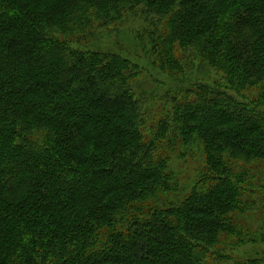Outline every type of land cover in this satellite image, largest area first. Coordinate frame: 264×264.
Returning a JSON list of instances; mask_svg holds the SVG:
<instances>
[{"label":"trees","instance_id":"1","mask_svg":"<svg viewBox=\"0 0 264 264\" xmlns=\"http://www.w3.org/2000/svg\"><path fill=\"white\" fill-rule=\"evenodd\" d=\"M129 14L153 66L215 79L134 87L89 43ZM262 161L264 0H0V264H259L226 245L251 240L235 212Z\"/></svg>","mask_w":264,"mask_h":264},{"label":"rangeland","instance_id":"2","mask_svg":"<svg viewBox=\"0 0 264 264\" xmlns=\"http://www.w3.org/2000/svg\"><path fill=\"white\" fill-rule=\"evenodd\" d=\"M144 18L129 14L128 17L117 26V30L112 31L98 30L96 37L89 41L92 48L99 50L118 51V53L128 57L139 67V74L135 78L134 87L147 94L154 93L156 96L164 95L168 90H174L175 86L181 85L186 81L194 79H205L212 81L215 75L208 68H198L189 73L183 79H176L168 73H164L148 60L145 51L149 44L143 39V43L138 41L135 36V30L144 25ZM188 151L183 155H175L171 158V167L176 171L181 188L187 189L195 178L200 174V168L204 161L202 149L199 145H188ZM181 148L180 144L177 149ZM256 170V181L254 183L255 193L248 194L249 198L257 199L247 204L248 208L235 212L236 220L249 232L250 241L242 246L226 245L227 251L233 253L241 260L255 259L259 264H264V161L257 163L254 167ZM246 202L247 199H245ZM235 253V254H234Z\"/></svg>","mask_w":264,"mask_h":264}]
</instances>
